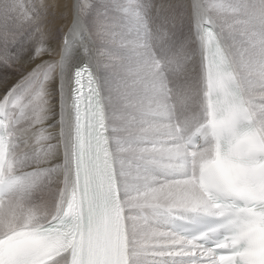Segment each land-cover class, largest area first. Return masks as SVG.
<instances>
[{"label": "clouds", "instance_id": "clouds-1", "mask_svg": "<svg viewBox=\"0 0 264 264\" xmlns=\"http://www.w3.org/2000/svg\"><path fill=\"white\" fill-rule=\"evenodd\" d=\"M0 264H264V0H0Z\"/></svg>", "mask_w": 264, "mask_h": 264}]
</instances>
